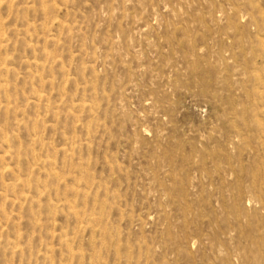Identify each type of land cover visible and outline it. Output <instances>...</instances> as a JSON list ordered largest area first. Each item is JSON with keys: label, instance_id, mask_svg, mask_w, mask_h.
<instances>
[{"label": "rangeland", "instance_id": "374dc122", "mask_svg": "<svg viewBox=\"0 0 264 264\" xmlns=\"http://www.w3.org/2000/svg\"><path fill=\"white\" fill-rule=\"evenodd\" d=\"M0 264H264V0H0Z\"/></svg>", "mask_w": 264, "mask_h": 264}]
</instances>
